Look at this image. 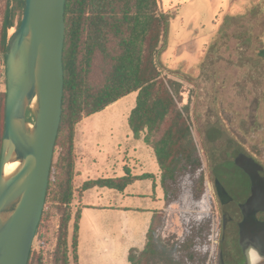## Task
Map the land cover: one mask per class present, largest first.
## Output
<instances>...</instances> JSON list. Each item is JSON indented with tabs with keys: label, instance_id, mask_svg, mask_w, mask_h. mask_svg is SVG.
Wrapping results in <instances>:
<instances>
[{
	"label": "trees",
	"instance_id": "16d2710c",
	"mask_svg": "<svg viewBox=\"0 0 264 264\" xmlns=\"http://www.w3.org/2000/svg\"><path fill=\"white\" fill-rule=\"evenodd\" d=\"M26 0H9L2 20L0 53L5 74L10 30L21 24ZM66 37L64 43V97L61 125L56 147L57 162L51 167L49 187L41 222L49 199L59 214L55 264H78L81 211H73L75 199V133L85 118L98 114L131 94H136L129 127L135 137L145 134L153 149L164 192L165 209L156 213L143 250L131 249V264H215L216 216L209 200L208 179L201 150L194 136L189 106L181 107L182 84L163 75L158 58L167 36V15L159 0H66ZM232 20H254L252 32L255 52L264 58V11L251 5ZM255 36V37H254ZM250 37V38H251ZM99 70L98 78L93 74ZM6 84V80H5ZM6 92L0 93V158L5 129ZM213 133V134H212ZM221 129L214 126L207 138L219 139ZM63 179L55 181L56 172ZM152 174L125 175L85 183L123 192L137 180L154 179ZM179 210L177 216L171 212ZM72 224L70 241L69 228ZM182 234L170 244L162 241L170 226ZM216 237V238H215ZM210 253V244L213 243ZM209 245V247H208ZM156 260V262H155ZM28 264H44L43 258L30 253Z\"/></svg>",
	"mask_w": 264,
	"mask_h": 264
},
{
	"label": "rangeland",
	"instance_id": "374dc122",
	"mask_svg": "<svg viewBox=\"0 0 264 264\" xmlns=\"http://www.w3.org/2000/svg\"><path fill=\"white\" fill-rule=\"evenodd\" d=\"M8 1L0 0V32ZM251 5H258L264 11V0H159L160 10L167 15L168 30L161 42L158 62L164 69V76L182 84L180 106H189L194 136L203 156L206 179L209 182L208 197L216 206L211 171L218 161L225 159L227 152L234 155L233 151L240 149L264 161V58L255 52L256 46L253 36L251 37L253 30L258 32L259 29L255 28L256 23L252 19H231L242 14ZM13 33L14 29L10 30L9 34ZM97 73L99 70L95 67L93 74L96 78ZM5 80V67L0 53V93L6 92ZM135 102L136 94L116 107L100 112L88 121V125L118 133L128 130ZM214 126H219L221 133L219 139L211 143L207 137ZM59 152L60 148L55 149V163ZM117 153L116 159L119 162L114 171L106 173L108 176H123L124 167H128L120 164L121 160L129 161L128 154H124L121 149ZM62 179L63 175L57 171L55 181ZM133 187L146 191L150 189V183L142 181ZM111 201L103 200L100 204L109 206ZM120 202L128 206H157L144 198L117 199L111 204ZM55 207L50 198L47 213L31 248L35 255L43 258L44 264H55L59 228V214ZM215 207L213 212L218 225L219 214ZM179 213V210H174L171 217ZM122 214L117 216L115 212H101L96 216L94 223L101 229L94 234L95 253L85 264H101L103 260L104 264L129 263L126 244L123 245L125 257L118 258L123 261H113L115 255L109 242L116 233L109 232V228H138L142 224V218L149 220L150 217L141 212L131 216V213ZM148 227L147 222L142 229L147 230ZM181 234L179 227L170 225L161 239L167 245L177 240ZM121 239L122 244L126 242L124 232H121ZM143 240L145 243V235ZM213 244L214 242L210 244V253ZM157 264H162V261L158 260Z\"/></svg>",
	"mask_w": 264,
	"mask_h": 264
},
{
	"label": "water",
	"instance_id": "95a60500",
	"mask_svg": "<svg viewBox=\"0 0 264 264\" xmlns=\"http://www.w3.org/2000/svg\"><path fill=\"white\" fill-rule=\"evenodd\" d=\"M65 1L26 0L21 24L10 35L0 158V264H28L45 207L63 113ZM12 163L17 167L6 173ZM255 164L244 153L235 159L247 173ZM243 250L252 252L247 264L264 259V250L247 245Z\"/></svg>",
	"mask_w": 264,
	"mask_h": 264
},
{
	"label": "crops",
	"instance_id": "0c3cea01",
	"mask_svg": "<svg viewBox=\"0 0 264 264\" xmlns=\"http://www.w3.org/2000/svg\"><path fill=\"white\" fill-rule=\"evenodd\" d=\"M126 98L108 107L106 110L116 107ZM98 114L85 118L76 126L74 140L76 155L74 184L75 199L72 207L74 213L78 209L81 211L78 264H85V261L89 260L88 258L91 259L95 253L94 234L96 232L98 233L101 227L96 226L94 221L97 219L96 216L101 212H115L117 216L123 215V212L131 213L130 216L136 212H141L143 215L150 217L149 220H144L142 218L141 226L130 230L128 228L110 226L109 232H112L113 234L116 233L113 240H110L109 242V246L112 247L115 255L113 261L115 263L116 261L121 263L123 260L118 258L125 257L123 245H127V260L131 249L143 250L147 242L148 231L156 213L165 209L164 192L160 182V168L153 149L145 141V134L141 133L140 137L137 138L131 129L118 133L114 130L104 131L101 128H95L94 126L92 127L88 125V121H90L91 118L98 116ZM119 149H121L124 154L127 153L129 157L128 162L122 160L120 162L123 167L128 166L124 167L123 176L125 175V168H127L131 171L133 176L152 174L155 178L137 180L130 184L123 192L98 186L84 189L83 186L85 183L90 181L123 177L119 175H106L109 171L115 170V166L119 162L118 159H116ZM142 181L149 182L150 189L143 191L141 188L135 189L133 187ZM138 186H140V184ZM126 198H144L149 200L152 204L156 203L157 206H149L147 204L143 206H128L121 202L120 204H111L114 200L118 199L121 201V199L123 200ZM103 200L112 201L109 203V206H103L100 204ZM147 222L149 223V227L147 230H143V225L147 224ZM72 226L73 225L70 224V241L72 237ZM139 230L140 232H137ZM121 232H124L127 236L126 242L123 244ZM144 235L146 236L145 243L143 240ZM122 251L123 253H121ZM103 262L104 260L101 264H104ZM128 264L131 263L129 262Z\"/></svg>",
	"mask_w": 264,
	"mask_h": 264
},
{
	"label": "flooded vegetation",
	"instance_id": "af4514ba",
	"mask_svg": "<svg viewBox=\"0 0 264 264\" xmlns=\"http://www.w3.org/2000/svg\"><path fill=\"white\" fill-rule=\"evenodd\" d=\"M209 140L212 143L213 140ZM240 153L255 161L251 173L235 165ZM226 154L211 171L217 198L214 207L219 214L215 264H247L252 252L246 255L245 245L264 250V161L240 149L233 151L234 155ZM217 181L222 195L218 192ZM254 264H264V259Z\"/></svg>",
	"mask_w": 264,
	"mask_h": 264
},
{
	"label": "bare ground",
	"instance_id": "6f19581e",
	"mask_svg": "<svg viewBox=\"0 0 264 264\" xmlns=\"http://www.w3.org/2000/svg\"><path fill=\"white\" fill-rule=\"evenodd\" d=\"M13 31V29H12ZM17 167V163H12V164H9L6 168V173H10L11 171H13L15 168Z\"/></svg>",
	"mask_w": 264,
	"mask_h": 264
}]
</instances>
